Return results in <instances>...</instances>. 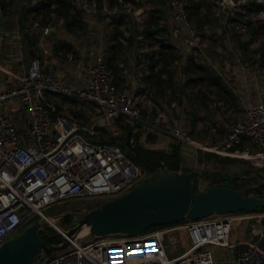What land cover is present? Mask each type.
<instances>
[{
  "label": "built area",
  "instance_id": "built-area-1",
  "mask_svg": "<svg viewBox=\"0 0 264 264\" xmlns=\"http://www.w3.org/2000/svg\"><path fill=\"white\" fill-rule=\"evenodd\" d=\"M21 1L22 6H28L37 0ZM115 1L123 5L121 0ZM164 1L169 11L170 36L180 38L189 49H199L185 2ZM77 4L74 2V6ZM219 6H224L222 0ZM36 19L40 21V16ZM1 35L15 45L19 54L23 41L19 30H6ZM88 55L91 58L88 76L80 88L73 89L59 81L44 70L39 57L33 56L17 84L0 90V244L17 235L30 215L46 219L41 209L52 202L87 195L96 200L83 208L96 206L127 191L133 181L148 175L124 155L117 143L101 136L98 127L78 122L47 102V96L74 98L86 103L101 118L104 130L112 131L110 126L114 122L129 127L124 144L127 149L135 145L132 135L138 131L142 108L153 111L155 126L164 124L165 109L145 92L132 95L119 90L105 66L103 54L89 52ZM9 101L26 118L23 132L4 112ZM168 107L177 113L175 102L170 101ZM164 130L175 141L191 144L189 136L175 121ZM201 149L264 168V104L248 106L241 118L229 122L217 145ZM231 223L232 218L227 214H212L132 234L92 236L84 244L75 238L53 256L44 257L41 253L34 264H214L211 246L227 248L233 255V264H264V251L258 246L261 232L257 229L256 240L236 249L229 245ZM179 228L185 231L186 244L182 251L169 257L163 240L165 237L171 240L170 234Z\"/></svg>",
  "mask_w": 264,
  "mask_h": 264
},
{
  "label": "crops",
  "instance_id": "crops-1",
  "mask_svg": "<svg viewBox=\"0 0 264 264\" xmlns=\"http://www.w3.org/2000/svg\"><path fill=\"white\" fill-rule=\"evenodd\" d=\"M21 2V0H9L8 2L0 0V90L17 84L18 77L24 73L28 60L31 58L29 50H32L34 55L41 59L44 63V70L53 74L59 81L69 85L73 89L82 87L86 82L88 76L87 69L91 63V58L88 53L100 52L104 57L107 55L109 46L114 43L110 36V26L108 32H105L107 34L106 36H108L106 40L101 30V21L94 20L93 24L100 28L97 31L93 30V32H91L87 30L88 26L85 24L87 20L81 17L84 22L82 32L79 35L69 33L64 30L61 19H54L52 15L46 22H37L36 18L38 15L25 13L27 6H22ZM118 5L125 8L129 6L135 7V9L137 8L133 11L135 14V21L139 23L140 27H149L151 31L149 32L148 29H146V32L156 38L158 42L156 46L136 48L134 50V47H129V45L127 46L120 40L122 44L119 45L118 50L114 52L117 72L115 75L112 74L113 82L119 90L132 95L145 92L157 106L165 109L166 121L160 127L153 124L152 110L148 111L145 108L141 109V122L138 125V132L143 129L152 135H149L153 140V147H151V149L163 153H168L170 151L171 145L176 141L167 135L164 129H166L171 122L175 121L183 130L184 122L187 121L185 118L188 113L187 110L189 109V105L193 107L196 106L199 110H201L200 106H204L205 113L211 115V118H213L212 121H216L217 123L219 116H225L231 109H233V111L239 108L245 110L248 106L253 104L251 102L254 100H249L250 93L252 92L250 77L246 72L241 71L242 69L239 65L225 59V56H223L224 49L222 48L228 44L227 39L229 38V42L232 44L233 41V44H235L233 49H246V43L237 40L236 38L238 35L234 34V31L230 29L232 23H234L231 18H228L229 20L227 24H225L227 28L222 25V29L214 28L215 26L212 28L211 22L203 20L201 29H196L197 41L200 47L199 49H189L182 43L180 38L170 36L169 11L166 10L164 5L163 7L152 5L147 8V12L140 9L137 0ZM112 7L113 6L110 5V10ZM78 11L81 13V16H84L81 8H78ZM154 17L157 19L152 21ZM53 20L54 22H52ZM124 21H127L126 17L122 18V23L120 25H123ZM217 26L219 25H216V27ZM14 28L19 30L23 38L19 54L15 45L10 41H6L1 35L3 31L12 30ZM44 28L47 29L46 32L43 31ZM164 28L165 32L162 30ZM124 30L125 29L121 30V32L127 34L130 32L135 40L138 39L142 42V40L145 39V35L139 28L129 29L127 31ZM31 35H33L35 40L33 45L29 46L27 37ZM161 44L164 45V47H162ZM155 49H157V51ZM209 51L212 52V55L209 54ZM169 52L174 55L172 60L168 59ZM139 53L143 55L139 57ZM161 53H165V58L168 60L161 59ZM213 53L215 56H213ZM134 56L138 58L135 60ZM217 59L219 60L218 62L216 61ZM177 61L179 64H182L183 70L192 68L198 73L195 76V81H193V78L186 79L183 73L176 75L174 64L176 65ZM219 68L222 70L221 73L219 72ZM238 73H240V75H238ZM193 84L196 85V87L206 84L213 90L225 93L230 97L231 102L233 101V105H231L232 108L223 105L219 97L211 98L210 100L209 97L211 96L206 91H204L205 95H203V93L199 94V92L192 94L191 92L195 91L194 88H191L194 87ZM227 84H237L241 86L240 92L244 96L241 98V102L231 98L230 91L224 86ZM246 88L249 90V95ZM246 96L248 98H245ZM170 101L175 102L178 106L177 113L172 108L168 107ZM243 101L245 102L242 103ZM47 102L55 107L57 111L63 110L69 113L78 122L92 124L98 128L101 127L100 130L104 127L101 118L84 102L74 98H56L55 96H47ZM4 112L15 121L19 131L23 132L25 130L26 118L20 110L16 108L14 102L9 101L5 104ZM200 113L204 114L203 110H201ZM224 126L227 130L228 125ZM207 127L208 131H210L213 125H211V127L208 125ZM110 129H120L119 122H114L113 125L110 126ZM213 130L214 128H212V131ZM226 130H224L223 133ZM219 142L213 141V143H209L210 145L206 146L217 145ZM186 145L187 144L178 142L179 157L184 153V146ZM199 146L202 147L203 144ZM206 154V157H208L212 153L207 152ZM227 171V174H225L226 176L231 174L241 175V173ZM227 215L232 218L229 236L230 246L240 249L245 242L256 240L254 232L258 229L261 232L258 246L264 251V212L259 214L254 212H235ZM259 216L262 217V220L261 217L259 219ZM181 232L185 245V231L181 230ZM210 251L213 255L214 264H233V255L230 254L227 248L211 246Z\"/></svg>",
  "mask_w": 264,
  "mask_h": 264
},
{
  "label": "rangeland",
  "instance_id": "rangeland-1",
  "mask_svg": "<svg viewBox=\"0 0 264 264\" xmlns=\"http://www.w3.org/2000/svg\"><path fill=\"white\" fill-rule=\"evenodd\" d=\"M183 1L186 2L187 0H183ZM201 1L204 4V7L203 9H201V11L204 12V14L208 16L209 20H211L212 28L215 26L214 28L222 29V25L225 26V24H227L229 20L228 18H231V20H233L234 23H232L230 29L234 31V34L238 35V37L236 38L237 40H241L242 42L246 43V49H243V50L242 48L233 49V47H235V44H233V41L231 44V42H229L230 38L228 37L229 38L227 39L228 44H226L222 48L224 49L223 56H225V59L232 61L234 64L236 63L237 65H239L242 69L241 71L246 72L248 76L250 77L252 92L250 93L249 100L250 101L251 99L254 100L251 103L256 104L260 102L264 104V0H236V1L232 0L233 2L232 5L224 4L223 7L219 6L220 0H201ZM137 2L139 3L140 9L143 10L144 12H147V8L152 5L160 6V7L161 6L163 7L164 5V7H166V10H168L164 0H137ZM250 2L254 4L256 3L262 4L263 7L262 9H260V11H257V12L252 11L246 16L238 15V13L240 12L241 13L245 12L244 10H242L241 6L247 5ZM76 3H78L77 7L81 8L84 14V16H81V17L87 20L85 23L88 26L87 30L91 32H93V30L95 31L99 30L100 27L95 26L93 22L94 20L101 21L102 22L101 30L106 40L108 39V36H106L107 34L105 32H108L109 26H110V30H111L110 36L112 37L113 36L112 32L114 28L116 27L114 21L117 18V16L122 15V17L127 18V21H124L123 25L118 26V29L119 30L125 29L127 31L129 29L139 28V30H141L143 34L145 35V39H143L142 42H140L138 39L135 40L134 36L131 35L130 32L128 34L121 32L122 35L115 38V40L119 42L120 45L122 44V42H124V44H126L127 46L129 45V47H132V48L134 47V50L136 48L151 47V46L158 45L157 39L152 37L150 33L148 34V32H146V29H148L149 32L151 31V29L149 27H140L139 23L135 21V14L133 13V11H135L137 8L135 9V7L129 6L127 7L128 8L127 9L123 6H119L118 3L114 1L113 4L111 5L113 7L110 10V5H109L108 0H78V1H75V4ZM84 8L87 9V11H85ZM218 20H219V23H218ZM52 22H54V20ZM189 22L192 25L196 33L195 25L190 20V18H189ZM215 24L219 26L216 27ZM259 25H262V26L259 27ZM225 28L227 27L225 26ZM162 30L165 32V28ZM115 40H113V42ZM155 50L157 51V49ZM155 50H152V51H155ZM209 54L212 55V52L209 51ZM139 55H140L139 57H141L143 54L139 53ZM213 56H215L214 53H213ZM134 58L136 60L138 57L134 56ZM216 61L218 62L219 60L217 59ZM174 66H175L174 71L176 75H180L181 73H183L186 79L193 78V81L196 80L195 76L198 73H196L194 69L186 68V70H183L182 64H179L178 61L176 65L174 64ZM219 72L220 73L222 72L220 68H219ZM238 75H240V73H238ZM224 86L227 90L230 91L231 98H234V100L241 102L242 100L241 98L244 97L243 94H241L240 92L241 86L237 84H227ZM191 88L195 89L194 92H191L192 94H194L195 92H199V94L203 93V95H205L204 91H206L211 96L209 97L210 100L211 98L219 97L223 105H227L228 107H231V105H233L232 103L233 101L231 102L230 97H228L225 93L218 91V90H213L212 88H210V86L206 84L198 85V87L194 85V87H191ZM246 91H248V95H249L248 88H246ZM245 98H248V97L246 96ZM244 102L245 101H243L242 103ZM200 109L203 110L204 114L200 113L201 110H199V108L196 106L193 107L189 105V109L187 110L188 113L185 118V120L187 121L184 122L183 130L189 136L191 140V144L190 145L187 144L186 146H184L185 148L183 151L184 153L181 155L180 161H179L180 169L197 170L199 171L198 174L202 178H204L206 181H208L210 177L211 178L221 177L222 175L227 174L228 172L227 170H229L230 172L234 171L235 173H241L242 175H248L247 176L248 184L256 182L257 180L252 176L253 172L257 171V172L264 174V168L253 167L247 161H244V160H239V159H234V158L225 159L227 157H221L213 153L212 155L206 157L207 152L203 151L201 149V146H199L200 144H203V146L210 145L209 143H213V141L219 142V140L222 139L223 131L226 130V127L224 125L227 126L230 121L241 118L244 113V110L239 108L233 111V109H231L229 113L226 114L225 116H222V115L219 116V120H217V123H218V126H217L216 121H212L213 118H211V115L205 113L204 106H200ZM208 125H210V127L211 125H213L212 128H214V130L208 131V127H207ZM100 128L101 127H99V129ZM102 128L103 129H101V136L106 137L107 140L111 137L118 136L120 132L123 134L125 133V130H123L124 126L122 124H120V129H117V130L114 129L112 131H108V130H104V127ZM149 135L152 136L149 132L143 129L139 130V132L138 131L135 132L132 135L134 137L135 145L141 146L142 148H148V149L153 147V144H152L153 140L152 138L149 137ZM122 152L124 153L125 156H127L126 150L124 148H122ZM138 182H139L138 180L133 181V183L130 186ZM261 193L262 192L259 189L253 195L260 196ZM95 200H96V197L86 195L82 197L58 200V201H55V202H52L46 205L45 207L41 209V211L43 215L51 221V224L43 225L41 229L39 230V233L49 234L50 232L55 233V230H58V231L66 230L85 211L83 206L94 204ZM230 214H233V213H230ZM261 220H262V217H261ZM42 221L43 219L39 218L37 215H34V214L30 215L27 218V220L23 221L20 232L27 225L34 223V222H42ZM178 224L180 223H177L174 225H178ZM157 227L150 228V229H155ZM145 230H148V229H145ZM181 230L182 229L179 228L173 231L170 234L172 237L171 240L169 237L168 238L165 237L163 240V243L165 245L164 246L165 253L169 257L178 254L180 251L183 250L185 246L183 243V236H182ZM76 239L78 243L84 244L92 239V235L85 233L83 235L77 236ZM58 252L60 251L43 253V256L50 257V256L57 254Z\"/></svg>",
  "mask_w": 264,
  "mask_h": 264
},
{
  "label": "water",
  "instance_id": "water-1",
  "mask_svg": "<svg viewBox=\"0 0 264 264\" xmlns=\"http://www.w3.org/2000/svg\"><path fill=\"white\" fill-rule=\"evenodd\" d=\"M232 5V0H222ZM248 175H228L223 181L209 184L197 170L167 172L153 171L120 195L105 199L96 206H87L81 216L64 231L55 230L60 242L48 244L38 237L45 224L34 222L17 235L0 244V264H34L41 253L65 249L86 227V233L100 236L108 233L132 234L150 226L195 220L212 214L238 211L252 212L264 205V191L260 196L253 190L264 187V174L254 171L257 180L242 188L240 184Z\"/></svg>",
  "mask_w": 264,
  "mask_h": 264
},
{
  "label": "trees",
  "instance_id": "trees-1",
  "mask_svg": "<svg viewBox=\"0 0 264 264\" xmlns=\"http://www.w3.org/2000/svg\"><path fill=\"white\" fill-rule=\"evenodd\" d=\"M113 1L115 0H108L109 5H112ZM133 0H121L122 4H125L126 2H131ZM236 1V0H233ZM75 0H37L34 4H29L26 7L25 13L32 15H39L41 22H46L50 16L52 15L54 19H61L63 28L65 31L73 34H80L84 28V22L81 19V13L78 11V8L74 6ZM185 10L188 16V19L193 22L195 25V28L197 30L201 29L202 21H208V16L204 14V12L201 11L203 9L204 4L201 0H187L185 2ZM262 4H254L252 2L248 3L247 5L241 6L242 10H244V13H238L240 16H246L250 12L254 11H260L262 9ZM152 17V16H151ZM122 15L117 16L115 19V25L112 32V40H115L117 36H121V30L118 29V26L122 23ZM157 18H152V21L156 20ZM148 26V25H147ZM262 25H259L261 27ZM35 38L33 35L27 37V43L29 46L33 45ZM119 42L116 40L114 43H112L109 46V49L107 50V55L104 56V63L105 66L112 72L113 75L117 72V66L115 63V56L114 52L118 50ZM162 47L164 45L161 44ZM29 55L31 57L35 56L32 50H29ZM161 58L164 60L165 53L160 54ZM174 58L173 53H168V59L172 60ZM166 59V60H168ZM125 133H121L118 136L111 137L107 141L108 142H115L117 143L120 148H124L127 153V157L135 164L140 166L147 174L159 170L164 169L167 172H173V171H188L184 169H180L179 167V146L178 142L176 141L173 143L170 147V151L168 153H163L157 150L142 148L141 146L134 145L132 148H125L124 144L126 141V137L130 133L129 127H124ZM212 155V154H211ZM224 159V158H223ZM228 159V158H225ZM226 175H222L221 177H214L209 178V184H213L215 182L223 181L226 177ZM238 212H245V211H238ZM252 212L254 213H262L264 212V205L261 207L255 208ZM184 220H180L176 223H181ZM171 224V223H170ZM168 225V224H164ZM164 225H159L164 226ZM157 226H150L146 229L154 228ZM38 237L48 244H57L60 242V237L53 232H50L49 234H40L38 232Z\"/></svg>",
  "mask_w": 264,
  "mask_h": 264
},
{
  "label": "flooded vegetation",
  "instance_id": "flooded-vegetation-1",
  "mask_svg": "<svg viewBox=\"0 0 264 264\" xmlns=\"http://www.w3.org/2000/svg\"><path fill=\"white\" fill-rule=\"evenodd\" d=\"M247 179H248V178L243 179L241 184L236 180L237 182L234 181V184H235L236 187H238V188H242V187H245V186H248V185L256 184V183H257V181H256V182H254V183H250V184H248V183H247ZM259 189H260L261 192H263L264 187H261V188H259ZM259 189H255V190H253V194H255V192H256L257 190H259Z\"/></svg>",
  "mask_w": 264,
  "mask_h": 264
},
{
  "label": "bare ground",
  "instance_id": "bare-ground-1",
  "mask_svg": "<svg viewBox=\"0 0 264 264\" xmlns=\"http://www.w3.org/2000/svg\"><path fill=\"white\" fill-rule=\"evenodd\" d=\"M46 221H47L49 224H51V221H50L49 219L46 218ZM86 231H87L86 227L81 228V229L77 232V236H80V235L85 234Z\"/></svg>",
  "mask_w": 264,
  "mask_h": 264
}]
</instances>
